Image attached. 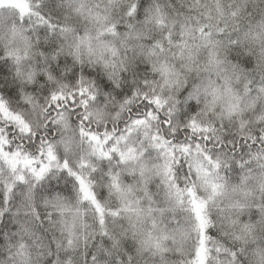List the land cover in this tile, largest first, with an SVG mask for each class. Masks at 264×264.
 <instances>
[{
    "label": "clouds",
    "instance_id": "clouds-1",
    "mask_svg": "<svg viewBox=\"0 0 264 264\" xmlns=\"http://www.w3.org/2000/svg\"><path fill=\"white\" fill-rule=\"evenodd\" d=\"M0 264H264V0H0Z\"/></svg>",
    "mask_w": 264,
    "mask_h": 264
}]
</instances>
